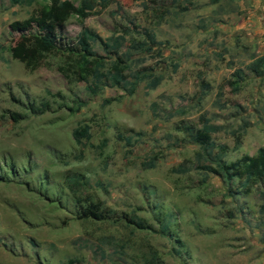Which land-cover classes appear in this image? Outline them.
<instances>
[{
  "label": "rangeland",
  "instance_id": "rangeland-1",
  "mask_svg": "<svg viewBox=\"0 0 264 264\" xmlns=\"http://www.w3.org/2000/svg\"><path fill=\"white\" fill-rule=\"evenodd\" d=\"M47 1L0 0V264H264V183L243 193L216 172L264 147V75L247 69L264 47L233 26L257 0H93L60 36L87 33L86 69L48 54L29 71L18 43ZM116 56L159 84L112 86L98 75ZM89 204L109 219L81 218Z\"/></svg>",
  "mask_w": 264,
  "mask_h": 264
},
{
  "label": "trees",
  "instance_id": "trees-1",
  "mask_svg": "<svg viewBox=\"0 0 264 264\" xmlns=\"http://www.w3.org/2000/svg\"><path fill=\"white\" fill-rule=\"evenodd\" d=\"M8 1L10 4H19L21 2V0ZM24 1L27 4L32 2V0ZM92 7L93 0H78L77 5H74L70 0H48L45 4L37 8L26 22L33 24L35 31L26 37H22L20 43H18L16 58L23 64L24 69L29 71L36 69L48 54H64L68 57L79 55L75 63L80 69H86V61L96 56L89 46V36L87 33L81 30L76 40L69 43L61 42L60 36L63 24L71 15L83 18L85 11L91 10ZM9 27L12 31L23 32L26 30L25 26L19 22H13ZM146 36L148 38L150 37L149 34H146ZM132 49L135 52L149 51L146 42H138L132 46ZM112 54H116L115 48H113ZM98 65H102V68L104 67L101 59L98 60ZM128 69L127 60L116 56L107 64L105 74H99L98 76L106 78L112 86L121 88L128 95H131L138 83L145 79L148 80L146 86L149 89H154L160 82V77L152 74L146 75L139 72H132L127 76L124 72ZM247 69L256 77L263 76L264 56L253 57ZM233 76L235 80L231 85L232 89L234 88L235 90L237 86L235 81L241 79V72L235 70ZM29 109L32 108L30 107ZM31 111L38 112V110ZM15 117H17V114L10 115L12 120H15ZM185 130L189 132L192 140L202 150L206 151V157H209L214 146L209 141L208 134L197 129L193 130L191 127H186ZM71 137L76 143H79L81 139H87V128L83 127L73 130ZM152 165V163L148 164L149 167ZM216 172L223 182L230 183L233 180H237L242 192L248 193L253 185L261 182L264 183V147L258 148L253 156H243L234 162H221L217 164ZM71 192L74 194V189H71ZM80 217L89 218L94 221H103L109 219V213L106 209L89 204L81 210ZM140 222L128 220V223L135 225V227L145 229V225ZM66 264H71V261Z\"/></svg>",
  "mask_w": 264,
  "mask_h": 264
},
{
  "label": "crops",
  "instance_id": "crops-1",
  "mask_svg": "<svg viewBox=\"0 0 264 264\" xmlns=\"http://www.w3.org/2000/svg\"><path fill=\"white\" fill-rule=\"evenodd\" d=\"M243 16H239L233 26L249 33L253 42L264 47V0H257L251 14Z\"/></svg>",
  "mask_w": 264,
  "mask_h": 264
}]
</instances>
